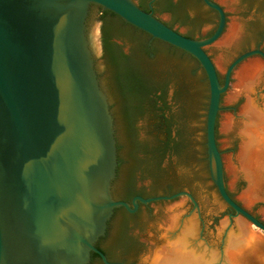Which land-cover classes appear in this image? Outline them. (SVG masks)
I'll return each mask as SVG.
<instances>
[{"label":"water","instance_id":"water-1","mask_svg":"<svg viewBox=\"0 0 264 264\" xmlns=\"http://www.w3.org/2000/svg\"><path fill=\"white\" fill-rule=\"evenodd\" d=\"M203 1L218 12L207 36L198 3L156 7L177 31L134 0H0V264H88L91 251L122 264L94 247L119 239L117 207L178 195L127 227L132 264H264V0ZM103 25L125 54L143 31L155 38L146 72L180 141L158 172L138 165L148 111L129 118ZM127 163L145 195L195 198L130 208L114 198Z\"/></svg>","mask_w":264,"mask_h":264},{"label":"flooded vegetation","instance_id":"flooded-vegetation-1","mask_svg":"<svg viewBox=\"0 0 264 264\" xmlns=\"http://www.w3.org/2000/svg\"><path fill=\"white\" fill-rule=\"evenodd\" d=\"M134 1L141 9L145 11L152 10V13L157 18L159 17L156 15V7L160 4L164 3L168 5V8L176 6V8L182 9L185 12L187 11V9H185L184 7H186V5L189 4V2L191 4L198 3L199 5L204 7V9L207 12L208 18L212 20V28L204 36L209 35L215 29L217 22H218V12L215 9L208 6L203 0H190V1L189 0H177L175 3H172V0H134ZM106 11L107 10H101L100 7L98 8V13L100 14V16L103 14L105 17ZM100 16H99V19L102 21L104 17L101 18ZM163 22L167 24L168 26H171L169 23L165 21ZM171 27L174 28L173 26ZM143 33L146 35V39L141 40V39H138L137 37L132 38L130 42L131 45L129 47V51L127 54L123 53L120 50V48H118V46L112 41V34H111L110 42L112 43V55L117 60L116 64L112 62V65L115 66L116 73L119 71L120 73L119 78H121L122 75L124 76L126 71L133 72L132 74L134 76L131 79L133 83L131 82L130 88L129 90H127L126 93H124L125 91L123 92L122 88L120 87L121 80L119 81V78L117 79V83L119 85V90L121 92V95L126 100V102H128L127 106L129 105L128 108H130V111L132 114L129 117L131 121L134 117H136V115L141 114L142 111L144 110L148 111L147 120L149 122H148V126L146 130L144 131V137L140 141L137 139V136H134V133H133V139H134L133 143H134L135 148H138L139 150H141V156L138 158V165L139 166L143 165V167L145 168H149V169H152L158 172L161 170L162 163L164 159L166 158L167 154H169L171 150H176L179 148L180 141L176 135H172L171 125L173 122V117H172L173 115L168 109L169 107L167 105V102H165L163 98L164 93L162 92V89H160V86H158V83L156 84V81H154L152 78H150L147 75V72H146L147 62L145 63L144 56L147 58H150L154 54L155 50L153 49V42L155 38H152L151 40H149L150 35L144 31ZM182 34L185 35V33H182ZM204 36L191 35L188 37L200 38ZM100 40H101V34H100ZM257 47L260 48L259 45L256 44L252 48H248L246 50L257 48ZM244 51H241L240 53ZM201 69L203 70L202 67ZM176 101H177V97L174 96L172 98V102H174L175 104ZM204 135H205V130H204ZM205 153H206V146H205ZM170 156L171 155H169V157ZM203 158L205 159L203 163L205 164V167H206V170L208 171V176H209L208 161L206 158V154H204L202 159ZM121 164L122 163L117 158V165L115 169V179L120 172L119 169L121 167ZM127 164H124L122 167L123 176L118 183V189H117L118 192H117V195L114 196V198L116 200H122V201L129 203L130 208H133L132 198L135 196L150 197V196H158V195H171L179 191H187L195 198L193 192L185 187H177L175 189L168 190L166 192L163 191L161 194H157V195H145L144 191L148 190L150 186L148 185L147 187L145 186L137 187L134 176L133 174L131 175L130 173L131 166ZM209 180L211 181L210 176H209ZM178 196H182V195H178ZM178 196H175L174 198H171V199H159V200L149 201L146 203H143L137 200V207L134 210H129L123 205L118 206L117 210L119 211V214H118V218L116 219V222H117V230H118L117 234H118L119 239L115 241L114 239L106 238V236L104 235V236L99 237L94 242V247L98 249L105 256L106 260L109 262H120L122 264H132L133 262L129 256L131 253L130 251L132 249V242H131L132 240L126 233L127 227L131 224L138 225L142 223L146 218L152 215L153 211L149 207L150 203L155 202V201H160V200H172V199L177 198ZM188 201L191 204V208H190L191 210L193 207V203L189 199ZM229 211H231V209H229ZM188 212H186L185 214H187ZM111 217H114V214ZM108 222L109 220L107 221V224ZM106 231H107V227L105 229V233ZM92 261H96L98 264H105L102 261L100 255L94 251L90 252L89 263H91Z\"/></svg>","mask_w":264,"mask_h":264},{"label":"trees","instance_id":"trees-1","mask_svg":"<svg viewBox=\"0 0 264 264\" xmlns=\"http://www.w3.org/2000/svg\"><path fill=\"white\" fill-rule=\"evenodd\" d=\"M173 9H176V6H173ZM107 13L112 14L111 12L106 11L105 15H106ZM113 16H115V15H113ZM100 17L103 18L104 15L102 14ZM169 24H170V23H169ZM170 25L172 26V24H170ZM171 26H170V27H171ZM109 33H111V31L103 25V26H102V30H101V42H102L103 50L105 51V54H106L108 57H110V56L112 57V61H113V63L116 64L117 60H116L115 57L112 55V43L109 42V40H107V37H108V34H109ZM111 34H112V33H111ZM129 72H130V73H133L132 71H126L125 74H124V77L127 78V79L130 78V76H129ZM119 75H120V73H119V71H118V72L116 73V79L119 78ZM125 75H126V76H125ZM132 78H133V77H131L130 79H132ZM230 195H231V194H230Z\"/></svg>","mask_w":264,"mask_h":264}]
</instances>
